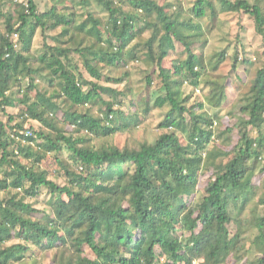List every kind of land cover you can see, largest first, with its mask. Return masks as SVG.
I'll list each match as a JSON object with an SVG mask.
<instances>
[{
	"label": "trees",
	"instance_id": "trees-1",
	"mask_svg": "<svg viewBox=\"0 0 264 264\" xmlns=\"http://www.w3.org/2000/svg\"><path fill=\"white\" fill-rule=\"evenodd\" d=\"M183 1L0 0V264H241L254 249L251 264H264V217L244 224L255 200L264 205L253 183L264 155V66L240 100V141L227 151L234 130L216 131L222 119L207 106L220 108L227 88L204 80L196 51L203 23L221 14L250 15L264 36V11L259 1L218 0L221 10L215 0ZM135 63L145 88L132 86ZM203 83L208 104L186 92ZM152 117L163 132L135 139ZM120 135L131 137L121 144ZM52 154L66 184L43 167ZM43 190L40 210L29 200Z\"/></svg>",
	"mask_w": 264,
	"mask_h": 264
},
{
	"label": "rangeland",
	"instance_id": "rangeland-1",
	"mask_svg": "<svg viewBox=\"0 0 264 264\" xmlns=\"http://www.w3.org/2000/svg\"><path fill=\"white\" fill-rule=\"evenodd\" d=\"M230 1L234 2L235 0ZM248 1L251 4L255 1H259V5L264 11V0ZM67 2V7H71L69 4L70 2ZM79 2L80 0H75L74 4L77 5ZM183 2L187 4V7H190L194 0H184ZM215 2L218 9L221 10V4L218 2V0H215ZM42 6L45 7V5ZM84 12L85 11L83 10L82 13ZM203 26L206 31L205 37L207 41L203 40L205 42H203V45H199L198 47H196V51H199L204 54L203 65L206 71L204 80L211 79L219 85L226 86L228 94L227 100L223 103L220 108L213 109L209 105L207 106L213 114L219 113V116L222 119L221 125L219 124L216 126L214 124L215 129L218 128L216 131H218L219 129L225 130L227 127L232 128L234 130L232 135L230 136L232 139V142L230 143L231 146L225 148L227 151H231L232 148L236 146L240 141V129H235L236 121L240 117L239 110L242 106L240 100L242 96L249 91L256 71L264 66V36L258 33L254 19L250 15H246L243 13L221 14L216 21L209 22V20H207L205 23H203ZM2 27L3 25L2 23H0V29H2ZM40 44L41 38L40 36H38L35 50L40 51ZM178 47L180 48L178 49L179 52L177 53L175 59L178 62H182L185 60L186 55H184V53L182 52L183 47L180 44H178ZM222 52H226V60L220 65L217 71H213V64L218 61L215 56ZM73 55L71 56V66L75 67L76 64H79V55L76 53ZM241 58L246 59L250 62H243ZM234 63L237 65L236 70H234L233 68ZM130 69L133 73L132 86L136 88H145V77L147 72L144 66L135 63L131 66ZM160 79L161 78H156L154 82L155 84L153 85V90H156L155 86L159 87L158 84L160 83ZM191 88L192 87H186V92H194L197 99H201L202 101L207 102V104L209 103V100L211 99L210 89L204 83L198 88ZM198 89H200V94L197 92ZM142 107L143 105H141V108ZM16 110V108H13L10 109V112L16 113ZM97 112H99L98 109ZM60 118L63 119L62 115ZM158 125V118L156 119L155 117H152L148 119V121L145 122L144 125L141 126V128H138L133 135L136 136L135 139L137 140H149L151 142H154L157 137L163 132L158 128ZM26 128H29V126H26ZM118 137H120L118 138V141L123 144L125 140L131 136L120 135ZM116 140L113 141L114 144L116 143ZM130 142L133 145L137 144L135 140H130ZM38 143H40V141H38ZM61 156L62 157H60V159L63 162H66V164L72 165L75 169L78 167L73 162L71 155L68 152H63ZM53 157L54 155L51 156L47 162H44L43 167L47 168L50 172H52L54 174V178L60 184H66V178L63 174L59 173V165ZM223 161L224 160H220V163H222ZM24 163H26V161H24ZM258 166L259 169L253 177V183L258 188V197L261 198L263 197L262 193L264 192V171L260 170L261 168L264 169V155L262 159H260ZM212 174L213 171H210L206 173V175L201 176V185L199 188L200 191H203V188L208 184V181L211 178ZM49 198V193L43 190L41 197L36 202L32 200L29 201L33 202L35 208L41 210L48 206ZM255 216L264 217V205H259L258 200H255L252 203L251 207L248 209L247 213H245L244 224L248 225L250 223L249 221H253V219H255ZM228 227L233 235L236 234L237 228L234 223H231ZM248 229L249 228H247V230ZM179 233L184 234L186 236L189 235L188 232L185 234V232H181L180 230ZM255 233L256 232L253 228L246 232L244 236V243L246 245H250V243L252 245ZM254 252L255 249L250 250L248 254L246 253L243 257V262L241 264H251V261L254 257ZM89 255H91L90 252ZM48 262L49 261L46 259L44 261V264H48ZM199 263L202 264L203 262L199 261L195 264ZM229 264H236L235 257H231L229 259Z\"/></svg>",
	"mask_w": 264,
	"mask_h": 264
},
{
	"label": "built area",
	"instance_id": "built-area-1",
	"mask_svg": "<svg viewBox=\"0 0 264 264\" xmlns=\"http://www.w3.org/2000/svg\"><path fill=\"white\" fill-rule=\"evenodd\" d=\"M197 92L200 94V89H198Z\"/></svg>",
	"mask_w": 264,
	"mask_h": 264
}]
</instances>
